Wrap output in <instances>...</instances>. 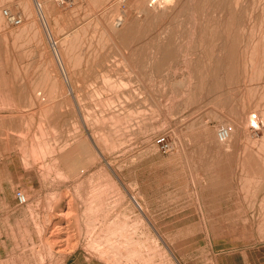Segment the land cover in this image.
<instances>
[{
    "label": "rangeland",
    "instance_id": "1",
    "mask_svg": "<svg viewBox=\"0 0 264 264\" xmlns=\"http://www.w3.org/2000/svg\"><path fill=\"white\" fill-rule=\"evenodd\" d=\"M158 1L0 0V264H264V0Z\"/></svg>",
    "mask_w": 264,
    "mask_h": 264
},
{
    "label": "built area",
    "instance_id": "2",
    "mask_svg": "<svg viewBox=\"0 0 264 264\" xmlns=\"http://www.w3.org/2000/svg\"><path fill=\"white\" fill-rule=\"evenodd\" d=\"M1 12L6 21L12 25H19L22 22V15L20 13L13 12L8 8H3ZM232 131L233 126L231 124L225 123L217 128L216 136L220 141H225L230 137ZM15 199L17 203L21 205L27 202V196L21 189H17L15 191Z\"/></svg>",
    "mask_w": 264,
    "mask_h": 264
},
{
    "label": "crops",
    "instance_id": "3",
    "mask_svg": "<svg viewBox=\"0 0 264 264\" xmlns=\"http://www.w3.org/2000/svg\"><path fill=\"white\" fill-rule=\"evenodd\" d=\"M62 264H109L97 258L85 256L83 259L77 262L76 256H69L66 261Z\"/></svg>",
    "mask_w": 264,
    "mask_h": 264
},
{
    "label": "bare ground",
    "instance_id": "4",
    "mask_svg": "<svg viewBox=\"0 0 264 264\" xmlns=\"http://www.w3.org/2000/svg\"><path fill=\"white\" fill-rule=\"evenodd\" d=\"M139 1H140V0H139ZM142 1H143V0H142ZM144 1H145V0H144ZM152 1H153V0H152ZM154 1H157V0H154ZM159 1H162V2H163V1H164V2H168V1H170V0H159ZM159 1H158V3H160ZM142 3H143V2H142ZM152 3H153V2H152ZM158 3H155V4H158ZM169 3H170V2H169ZM150 4H151V2H150ZM163 4H164V3H163ZM163 4H162V5H163ZM36 5H38V6H37L38 8H41V3L38 2V4H36ZM138 5H139V4H138ZM162 5H161V6H162ZM148 6H149V5H148ZM163 6H164V5H163ZM163 6H162V7H163ZM160 8H161V7H160ZM163 8H164V7H163ZM153 9H155L154 6H153ZM164 9H165V8H164ZM146 10H147V9H146ZM147 11H148V10H147ZM41 15H42V14H41ZM157 16H158V15H157ZM47 30H48V29H47ZM132 199L134 200V202H135L138 206H140L139 202L136 200L135 197L132 196ZM140 208H141V207H140Z\"/></svg>",
    "mask_w": 264,
    "mask_h": 264
}]
</instances>
